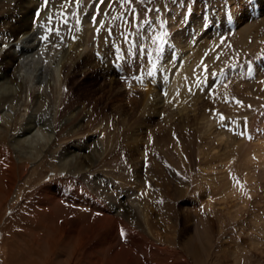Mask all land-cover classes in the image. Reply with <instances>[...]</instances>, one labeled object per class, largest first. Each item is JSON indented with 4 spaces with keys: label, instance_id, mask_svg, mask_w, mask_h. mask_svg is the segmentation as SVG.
Masks as SVG:
<instances>
[{
    "label": "rangeland",
    "instance_id": "1",
    "mask_svg": "<svg viewBox=\"0 0 264 264\" xmlns=\"http://www.w3.org/2000/svg\"><path fill=\"white\" fill-rule=\"evenodd\" d=\"M28 24L17 120L49 109L58 150L107 143L87 174L0 178V264H264V0H0L1 71ZM171 39L163 63L180 47L200 71L183 112L139 88ZM112 68L132 95L98 102Z\"/></svg>",
    "mask_w": 264,
    "mask_h": 264
},
{
    "label": "bare ground",
    "instance_id": "2",
    "mask_svg": "<svg viewBox=\"0 0 264 264\" xmlns=\"http://www.w3.org/2000/svg\"><path fill=\"white\" fill-rule=\"evenodd\" d=\"M8 1L14 2L17 0ZM29 2L32 3L33 0H29ZM35 16L36 14H34V17ZM32 29L33 28L28 24L21 37H19L16 42H13L10 45V48L7 50L6 55L3 58V65L6 66L4 68L7 70H0V108L1 105L4 106V108H1L0 110V142H2V144H0V178L4 179L6 174H11L15 177L20 169L27 166L29 167V165H33V163L39 164L38 168H45L46 165H48L46 164L48 160L51 161V163L48 165L50 169H54L56 171L58 170L59 172H70L76 175L87 174V171H90L95 167L98 158H100L102 155L101 150L105 149L107 142L102 144L98 143L95 156H90V154L88 155L86 152H83V147L81 146H73L72 149L69 150H58L61 144H56L58 141V135L55 129V118L54 116H50L51 113H49V109L45 110V115L41 114L42 117L40 116V118L35 117V115L31 113L24 115L19 121L17 120V98L20 93L22 94L24 83L22 81H15L12 77H10L8 71L12 70V68L18 63L20 65L26 64V62H23V60H26L30 52L35 49L34 46L36 38L32 35ZM146 42L147 41H145V43ZM162 43L161 49H163V52L160 53L159 51V55H157L153 60H149L151 65L154 64L157 67L156 75L154 74L153 79L151 82H149L147 79L149 74H141L143 75V79L141 78V81L139 82V88L143 91V94L146 98V104L150 105V107H156V105L160 104H168L169 106L171 104L178 106L179 110L183 112V110L186 111L187 109L186 100L190 95L193 82L197 79V75L200 74L198 73L200 72L198 69L199 66H197V63L192 64L191 59L188 57V52H186L185 56L183 54L184 51L180 47L174 49V57H172L168 62L163 63V59H167V57L164 55V49H169L171 46L177 45L172 41V39L169 41V43ZM88 49L89 48L87 47V50ZM81 52L82 49L79 53ZM157 61L159 62L157 63ZM62 62L57 65L59 71L61 72L65 66V63L63 62L62 64ZM23 76L24 75L19 72L18 77L21 79ZM92 76L94 78V82L97 81L96 84L98 85L95 90V95L99 96V100H97L98 102L104 103L109 101L110 103H113L115 98L114 94L119 93V91L124 89L122 87H119L118 89L116 88L115 85L117 82L118 73L113 68L112 70H108L106 72L102 71V73L94 72ZM149 83H151V85H149ZM124 90L128 95H132L133 88L129 89L125 87ZM7 97L11 98L9 104H2L6 101ZM41 98L42 97H39L38 99L40 100ZM113 106L117 115L121 116L125 113L126 109L124 110L120 104H113ZM160 111L161 110H159V112ZM169 123L170 122L167 123V126ZM134 139L137 142L136 137L132 138V142ZM137 150L138 153H140V158H143L144 153L138 148ZM12 151L15 152L17 156V161L15 162L13 161L14 158H12ZM50 152L51 154L48 155ZM45 157L46 160H43ZM226 167L227 165L224 164L223 169ZM37 169L35 171H37ZM4 188H6V186ZM6 190L3 191L0 186V194L5 196L6 194L4 193ZM50 194V198L52 196H57L56 193ZM12 195L13 194L9 195L12 200L15 201L17 198L20 199V197H18L20 192H18L15 196Z\"/></svg>",
    "mask_w": 264,
    "mask_h": 264
},
{
    "label": "snow or ice",
    "instance_id": "3",
    "mask_svg": "<svg viewBox=\"0 0 264 264\" xmlns=\"http://www.w3.org/2000/svg\"><path fill=\"white\" fill-rule=\"evenodd\" d=\"M237 103H239V101H237Z\"/></svg>",
    "mask_w": 264,
    "mask_h": 264
}]
</instances>
